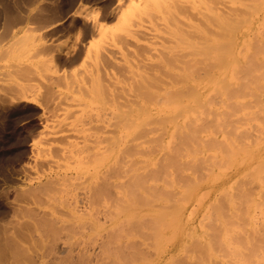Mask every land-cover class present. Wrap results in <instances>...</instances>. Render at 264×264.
Segmentation results:
<instances>
[{
	"label": "bare ground",
	"instance_id": "bare-ground-1",
	"mask_svg": "<svg viewBox=\"0 0 264 264\" xmlns=\"http://www.w3.org/2000/svg\"><path fill=\"white\" fill-rule=\"evenodd\" d=\"M191 1L178 0L168 11L185 18ZM197 1L215 14L209 31L197 37L167 23V38L157 41L156 34L132 28L133 47L123 60L119 56L112 65L103 57L109 65L98 63V111L86 115L93 110L82 109L80 120L61 130L66 141L49 143L60 151L49 160L58 169L56 181L46 178L58 185L49 193L79 221L87 222L98 203L109 207L113 236L102 247L107 256L114 252L122 259L126 253L133 264H155L136 242L143 238L165 257L164 264H264V0ZM225 2L229 10L220 8ZM91 24L97 29L98 23ZM70 99L74 105L83 98ZM92 103L87 98L81 104ZM83 183L94 202L87 211L79 205L88 202L86 190L83 200L77 194ZM59 190L66 199L55 195ZM110 191L117 196L114 205L105 200ZM51 214L47 218L54 220ZM43 224L44 232L35 236L41 244L48 233L59 234ZM2 250L1 256L12 253ZM14 250L13 259L25 251Z\"/></svg>",
	"mask_w": 264,
	"mask_h": 264
},
{
	"label": "rangeland",
	"instance_id": "rangeland-1",
	"mask_svg": "<svg viewBox=\"0 0 264 264\" xmlns=\"http://www.w3.org/2000/svg\"><path fill=\"white\" fill-rule=\"evenodd\" d=\"M177 2L178 0H0V243H7L8 240L12 242H8V246L6 243L0 244V252L2 249L9 250L10 253L12 251L11 255L9 252L4 255L6 258L0 253L3 258L0 263L2 260V264L4 261L6 264H15L16 262L12 261L21 255L17 259L18 264H133L128 262L130 258L126 257V253L121 259V254L116 258L114 252V255L107 256L102 250L110 239L107 235L113 236V229L109 230L112 226L109 221L112 219L109 207L103 206L102 203L97 205L96 201L95 206L100 209L96 206L92 211L94 214L90 212L94 215L90 214L93 219L90 217L86 219L87 222L85 219L79 221L67 210L65 201L61 202L63 196L67 197L65 193L59 190V193L55 194L61 198V204L49 193L55 188L52 187L54 184L49 182L51 179L53 181V178L57 180L54 173L58 171L49 160L53 155L60 154V151L56 152L59 149H50L49 143L54 140L58 143L66 141L61 136V130L70 126L74 120L78 122L82 109H88V112L93 110L92 114L86 115H93L98 111L99 108H96L95 104H99V101L95 100L100 94L98 95L97 85L95 86L93 71L100 62L106 61L109 65V61H104L103 57L110 58L112 65L115 61L123 60L128 54L125 49L133 47L132 28L143 30L145 36L156 34L157 41H161L162 38H167V33L164 32L169 29L167 23L174 27L181 25V28L187 31L192 30L197 37L214 26L210 16L215 14L209 9L206 10L199 1H191V8L187 10L185 18L182 13L177 15L168 11ZM225 4H219L220 8L229 10V2ZM78 12L82 13L83 19L76 17ZM87 21L90 24L98 23L97 29L92 28V24ZM84 22H87V25ZM87 27L91 29L87 30ZM119 40L121 42L118 44ZM144 53L147 54L146 51ZM119 56L121 60L118 59ZM74 96L83 99L81 102L74 101L75 106L71 103L69 105L68 99ZM25 98L33 101H27ZM87 98L93 102L90 107L81 104ZM65 107L67 110L70 107L68 111L72 112V116H69H74V119L69 118ZM63 114L68 119H64ZM66 137L68 138V135ZM49 167L50 170L47 169ZM46 178H49V182ZM86 182L87 186L89 180ZM55 186L57 189L58 185ZM84 187L82 192L86 190L84 199H88V202L83 200L82 196L85 194L81 193L80 189L77 194L85 204L82 205L83 201L79 200L82 201L79 202L80 208L87 211L88 205L94 202L90 200L92 189L87 190ZM112 193L111 196L106 194L105 200L108 198V203L114 205L117 196L114 191ZM65 197L63 199H66ZM50 203L54 206L49 205ZM55 204L61 205L62 208L65 206V209L61 210V206L57 207ZM56 207L60 208L61 212L65 211L66 215L59 213L60 210ZM95 212H101L103 215L100 214V217L97 213V218ZM49 213H52L50 217L54 214L55 217L58 216V220L67 218L73 223L65 221L69 226V229H66L68 226L64 224L65 219L61 222L55 217L50 220L47 218ZM62 216L65 217L61 218ZM45 218L49 220L46 221ZM89 220L91 223L87 224ZM44 221L51 223L59 234L48 233L44 239L41 238L44 241L41 244L40 239L36 237L44 232ZM97 222L99 225L104 222L105 225L101 224L99 228L95 225ZM19 224L25 225L22 227ZM90 224H93L94 229L99 228L96 229L97 232L92 230ZM63 225L66 230H63ZM115 232L116 230L113 234L116 236ZM17 234H21V237H17ZM33 239L36 242H33ZM136 242L147 252V261L155 259V264H164L165 257L155 254V250L151 251L153 245L150 240L138 238ZM16 245L15 250L20 246L26 252L22 250V254L20 252L18 256L14 252L16 254L13 259ZM114 246L115 244L113 249ZM172 249L170 245L166 248L168 252Z\"/></svg>",
	"mask_w": 264,
	"mask_h": 264
}]
</instances>
